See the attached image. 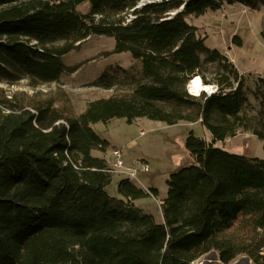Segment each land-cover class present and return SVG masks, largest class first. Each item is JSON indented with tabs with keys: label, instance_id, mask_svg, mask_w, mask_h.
I'll return each instance as SVG.
<instances>
[{
	"label": "trees",
	"instance_id": "1",
	"mask_svg": "<svg viewBox=\"0 0 264 264\" xmlns=\"http://www.w3.org/2000/svg\"><path fill=\"white\" fill-rule=\"evenodd\" d=\"M142 1L0 0V82H57L76 71L62 57L90 36L113 38L115 53L142 63L129 92L93 101L79 117L53 102L32 111L0 100V264H198L211 253L223 264L241 255L264 264V160L216 146L247 129L240 116L247 97L229 77L202 80L217 85V94L199 101L189 95L200 75L192 59L199 40L185 20L225 3L257 10L258 0H152L131 12ZM84 3L88 15L75 9ZM170 12L178 13L168 18ZM60 42L66 46L56 48ZM207 54L208 62L220 57ZM114 80L105 73L94 86L116 88ZM195 105L212 141L189 134L194 164L166 181L157 223L135 205L149 194L129 180L117 185L122 199L110 195V165L92 155L109 142L93 127L116 119L194 122L186 110Z\"/></svg>",
	"mask_w": 264,
	"mask_h": 264
},
{
	"label": "rangeland",
	"instance_id": "2",
	"mask_svg": "<svg viewBox=\"0 0 264 264\" xmlns=\"http://www.w3.org/2000/svg\"><path fill=\"white\" fill-rule=\"evenodd\" d=\"M258 5L257 10H251L240 4L225 3L218 11H207L199 17L186 16L185 20L197 29L199 44L192 59L199 68L198 76L206 82L229 77L232 87L241 86L247 97L240 113L242 124L247 129L240 128L235 137L217 142L216 146L231 153L264 160V142L256 135L264 136V0H258ZM75 9L81 15H88L91 6L88 3L75 4ZM174 13L170 12L167 17H173ZM133 18L131 14L126 21ZM64 46V42L55 44L56 48ZM213 51H217L220 57L208 62L207 53ZM62 62L76 71L63 74L55 83L36 88L30 87L26 80L14 85L0 82V100L32 111L53 102V107L61 113L79 117L89 103L129 92L133 82L142 76L141 61L134 60L129 53H115V40L105 36H90L76 43L74 49L62 57ZM105 73L115 79L116 88L94 86V81ZM225 87V92L231 90ZM203 97L202 93L197 97L198 101ZM186 112L196 117V121L168 126L147 119L136 120L133 124L116 119L107 125L99 123L93 127L100 136L117 146L110 147L109 144L106 151L98 150L103 153L101 158L107 160L110 169L114 168V149L122 150L125 168L136 169L142 163L149 165V172L140 173L135 181L130 182L147 194L151 188L158 190V196L150 193L149 197L135 201L136 207L153 215L157 223L163 222L161 210L163 198L167 197L166 181L171 174L194 164L185 148L189 134L193 132L196 137L212 141L202 120L197 119L198 105ZM124 179L126 174H112L114 185L107 189L110 195L122 199L115 182ZM205 258L211 260L210 264H221L216 253ZM243 258L247 256L241 255L231 264H245Z\"/></svg>",
	"mask_w": 264,
	"mask_h": 264
},
{
	"label": "built area",
	"instance_id": "3",
	"mask_svg": "<svg viewBox=\"0 0 264 264\" xmlns=\"http://www.w3.org/2000/svg\"><path fill=\"white\" fill-rule=\"evenodd\" d=\"M207 86L210 87V90H205L202 93H205L207 96H211L213 94H217V92H218V86L217 85H207ZM191 96L200 97V95L196 96L195 92H193L192 89H191ZM112 155L114 157V161L115 162H114V166H113L114 168L111 167V169L109 171L111 173V175L116 173V172H119V174H126V179H128L129 181H135L137 179V176L140 173H147V172L150 171L149 165L147 163H142L139 166V168H136V169L125 168L124 162H123V158H122L123 152H122L121 149H114L113 152H112ZM148 194H150V193L148 192ZM262 254L264 255V252H262ZM242 261L245 264H250V261H251L252 264H254L253 261L250 260L248 257L247 258H243ZM205 262L211 263V260L208 259V258H205V259L199 260L197 263L198 264H204ZM237 263L238 262H235V264H237ZM221 264H223V263H221Z\"/></svg>",
	"mask_w": 264,
	"mask_h": 264
},
{
	"label": "bare ground",
	"instance_id": "4",
	"mask_svg": "<svg viewBox=\"0 0 264 264\" xmlns=\"http://www.w3.org/2000/svg\"><path fill=\"white\" fill-rule=\"evenodd\" d=\"M150 0H146V2H149ZM191 89L193 92H195L196 96L201 95L202 92L205 90H210V87L205 85L201 79V77L196 76L193 78V80L190 82V84L187 87V91L189 95H191Z\"/></svg>",
	"mask_w": 264,
	"mask_h": 264
},
{
	"label": "crops",
	"instance_id": "5",
	"mask_svg": "<svg viewBox=\"0 0 264 264\" xmlns=\"http://www.w3.org/2000/svg\"><path fill=\"white\" fill-rule=\"evenodd\" d=\"M101 134V133H100ZM102 136V135H101ZM102 139H105V140H107L108 142H109V144H110V147H117L115 144H113L112 143V141L110 140V139H108V138H105V137H101ZM92 155L94 156V157H97V158H101V156L103 155V153L102 152H97V151H93L92 152ZM119 181L120 180H116V182H115V187H117V185H118V183H119ZM114 182V181H113ZM113 182H112V184H113ZM114 185V184H113ZM165 199V197L163 198V200ZM143 209V208H142ZM161 210V209H160ZM162 211V210H161Z\"/></svg>",
	"mask_w": 264,
	"mask_h": 264
},
{
	"label": "water",
	"instance_id": "6",
	"mask_svg": "<svg viewBox=\"0 0 264 264\" xmlns=\"http://www.w3.org/2000/svg\"><path fill=\"white\" fill-rule=\"evenodd\" d=\"M151 1L152 0H150L149 2H146V0L145 1H142L134 10H132V12H134L136 9H140L142 6L145 5V3H151ZM183 9H184V6L181 7V9L178 12H182ZM178 12H176V13H178ZM176 13L172 14V16H174Z\"/></svg>",
	"mask_w": 264,
	"mask_h": 264
}]
</instances>
